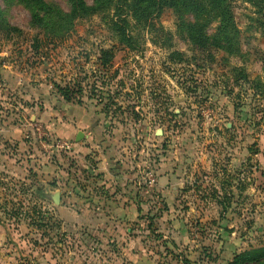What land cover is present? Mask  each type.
<instances>
[{
  "label": "rangeland",
  "instance_id": "1",
  "mask_svg": "<svg viewBox=\"0 0 264 264\" xmlns=\"http://www.w3.org/2000/svg\"><path fill=\"white\" fill-rule=\"evenodd\" d=\"M0 8V264H264L240 257L264 248V0L232 1L233 54L192 50L167 8L169 39L130 21L133 47L109 10L45 35L22 1ZM80 119L81 171L57 145ZM101 159L116 184L58 213L60 171L96 182Z\"/></svg>",
  "mask_w": 264,
  "mask_h": 264
},
{
  "label": "trees",
  "instance_id": "2",
  "mask_svg": "<svg viewBox=\"0 0 264 264\" xmlns=\"http://www.w3.org/2000/svg\"><path fill=\"white\" fill-rule=\"evenodd\" d=\"M10 1L16 3L22 1L28 7L32 27L45 35L67 33L73 29L75 19L78 17L101 11H112L113 14L109 20L110 29L117 39L129 47L134 45L130 21L142 29L147 28L149 32L163 37L164 41L169 39L168 34L162 36L163 32L154 25L155 18L167 8L176 14L177 28L185 35L192 50L207 54L218 49L229 54L238 51V30L231 13L233 0H64L66 10L51 0ZM242 1L252 5L263 2V0ZM1 11L0 8V14ZM213 21L216 23L215 27L209 31L210 23ZM58 91L69 100L68 87H58ZM240 257L243 260L251 259L255 263H260L264 261V248L256 250L255 254L250 252Z\"/></svg>",
  "mask_w": 264,
  "mask_h": 264
},
{
  "label": "crops",
  "instance_id": "3",
  "mask_svg": "<svg viewBox=\"0 0 264 264\" xmlns=\"http://www.w3.org/2000/svg\"><path fill=\"white\" fill-rule=\"evenodd\" d=\"M83 119L81 120H77V121H73L71 124H65L64 126L60 127L57 130L58 135H60L61 138L68 140H73L72 142V147L73 149L71 150V152L69 154L72 155V160L73 157H77L80 163V166L78 168V170H80L81 168L85 167V163L86 161H88V158L90 157V153H92V156L97 155L96 153H93L94 151H96V149L93 151L90 149L87 150L86 147L82 146V139L84 140L85 135L83 134V125H80V122H82ZM80 134L79 136V140H77V136ZM82 138V139H81ZM88 154V155H87ZM80 158H83L82 160H80ZM87 159V160H86ZM95 159H100V158H95ZM74 161V160H73ZM103 159H101V163L99 165H101V167L99 166L98 168V174L99 176L96 179V182H91V178L88 177H83L80 178V176L74 177L72 175H69L68 173H64L63 171H60L61 176H59V180H56V185L58 186V191H59V196H57V211L58 213H67L69 216H77L78 215V211L74 210L71 208V204L69 203L70 201H74V202H80L82 201H88V200H95L96 198L100 197L99 196V190L100 188H103L104 186H110L113 184H116L115 180L112 181L107 179V178H102V174H103ZM100 162V161H99ZM98 164L96 166H98ZM82 166V167H81ZM87 170L90 171V168L88 166H86ZM81 171V170H80ZM80 171H77L78 173H80ZM84 171V170H83ZM105 179V181H104ZM117 181L120 182V180L118 179ZM91 185L93 186V188L91 190H97L98 192H91L89 193V189L88 186ZM84 188H86V190H84ZM110 195H112L113 193H115L117 195V198L121 197L122 193L119 191L118 188H114V190H110L109 191ZM121 193V195L119 194ZM115 194H113L112 196H114ZM115 195V196H116ZM81 211V210H80ZM81 213V212H80ZM106 233V231H105ZM120 249H123L122 244L119 246ZM42 258H40V264H42ZM116 262H118V264H137V259L133 260V258H125L124 260H116ZM108 264H115V258L108 261Z\"/></svg>",
  "mask_w": 264,
  "mask_h": 264
},
{
  "label": "built area",
  "instance_id": "4",
  "mask_svg": "<svg viewBox=\"0 0 264 264\" xmlns=\"http://www.w3.org/2000/svg\"><path fill=\"white\" fill-rule=\"evenodd\" d=\"M57 145L61 147L65 152H69L72 150V144L65 140H60Z\"/></svg>",
  "mask_w": 264,
  "mask_h": 264
},
{
  "label": "water",
  "instance_id": "5",
  "mask_svg": "<svg viewBox=\"0 0 264 264\" xmlns=\"http://www.w3.org/2000/svg\"><path fill=\"white\" fill-rule=\"evenodd\" d=\"M79 136H80V134L77 136V138H76L77 140H79ZM57 196H58V194L56 192L52 195V198H53L55 203H57Z\"/></svg>",
  "mask_w": 264,
  "mask_h": 264
}]
</instances>
